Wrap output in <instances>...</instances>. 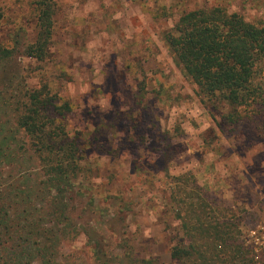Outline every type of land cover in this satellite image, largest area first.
<instances>
[{
    "label": "rangeland",
    "instance_id": "374dc122",
    "mask_svg": "<svg viewBox=\"0 0 264 264\" xmlns=\"http://www.w3.org/2000/svg\"><path fill=\"white\" fill-rule=\"evenodd\" d=\"M216 7L264 24V0H55L38 62L24 51L37 35L30 1L0 0V44L16 50L0 92L43 82L72 106L67 129L82 160L61 264H183L172 258L182 223L171 193L185 174L218 206L240 209L242 230L264 218V107L228 123L230 109L200 94L166 42L185 12ZM107 98V110L91 105Z\"/></svg>",
    "mask_w": 264,
    "mask_h": 264
},
{
    "label": "trees",
    "instance_id": "16d2710c",
    "mask_svg": "<svg viewBox=\"0 0 264 264\" xmlns=\"http://www.w3.org/2000/svg\"><path fill=\"white\" fill-rule=\"evenodd\" d=\"M29 1L37 35L24 51L44 62L54 32L55 0ZM166 42L200 94L230 109L224 117L228 123L238 124L243 109L250 113L257 105L264 107V24L220 7L195 9L179 18ZM15 51L0 44V70ZM12 84L13 78L6 84L11 93ZM15 93L0 92V264H61L60 246L70 229L76 231L67 196L75 189L82 160L79 142L67 129L72 106L43 82ZM175 185L171 202L178 207L182 241L173 248L174 260L256 264L243 241L240 209L218 206L190 175L178 177Z\"/></svg>",
    "mask_w": 264,
    "mask_h": 264
},
{
    "label": "built area",
    "instance_id": "2783aa9c",
    "mask_svg": "<svg viewBox=\"0 0 264 264\" xmlns=\"http://www.w3.org/2000/svg\"><path fill=\"white\" fill-rule=\"evenodd\" d=\"M243 241L252 250L255 263L264 264V218L243 230Z\"/></svg>",
    "mask_w": 264,
    "mask_h": 264
},
{
    "label": "clouds",
    "instance_id": "9594fccd",
    "mask_svg": "<svg viewBox=\"0 0 264 264\" xmlns=\"http://www.w3.org/2000/svg\"><path fill=\"white\" fill-rule=\"evenodd\" d=\"M93 104H98L101 111H104L110 108L109 98L104 99V100H99V99L93 100L91 105Z\"/></svg>",
    "mask_w": 264,
    "mask_h": 264
}]
</instances>
